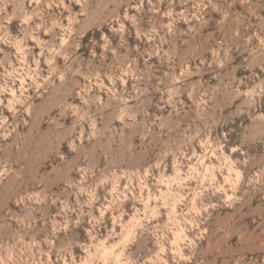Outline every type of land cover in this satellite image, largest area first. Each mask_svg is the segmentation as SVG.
<instances>
[{
    "label": "rangeland",
    "instance_id": "rangeland-1",
    "mask_svg": "<svg viewBox=\"0 0 264 264\" xmlns=\"http://www.w3.org/2000/svg\"><path fill=\"white\" fill-rule=\"evenodd\" d=\"M0 264H264V0H0Z\"/></svg>",
    "mask_w": 264,
    "mask_h": 264
}]
</instances>
